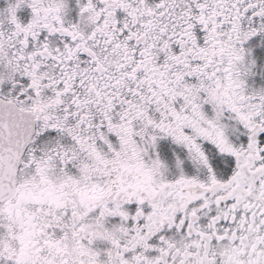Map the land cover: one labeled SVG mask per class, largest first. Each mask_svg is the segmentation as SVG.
<instances>
[{
  "label": "snow or ice",
  "instance_id": "6c2138e0",
  "mask_svg": "<svg viewBox=\"0 0 264 264\" xmlns=\"http://www.w3.org/2000/svg\"><path fill=\"white\" fill-rule=\"evenodd\" d=\"M0 264H264V0H0Z\"/></svg>",
  "mask_w": 264,
  "mask_h": 264
}]
</instances>
